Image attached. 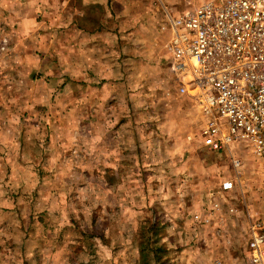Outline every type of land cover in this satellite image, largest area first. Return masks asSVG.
Wrapping results in <instances>:
<instances>
[{
    "label": "rangeland",
    "instance_id": "obj_1",
    "mask_svg": "<svg viewBox=\"0 0 264 264\" xmlns=\"http://www.w3.org/2000/svg\"><path fill=\"white\" fill-rule=\"evenodd\" d=\"M221 1L0 0V264H247L264 159L204 147L165 64Z\"/></svg>",
    "mask_w": 264,
    "mask_h": 264
},
{
    "label": "built area",
    "instance_id": "obj_2",
    "mask_svg": "<svg viewBox=\"0 0 264 264\" xmlns=\"http://www.w3.org/2000/svg\"><path fill=\"white\" fill-rule=\"evenodd\" d=\"M167 24L165 64L197 107L200 143L223 152L244 142L264 159V0L205 2ZM231 164L238 169L241 160L231 155ZM232 188V181L221 184ZM246 248L247 264H264V220L251 222Z\"/></svg>",
    "mask_w": 264,
    "mask_h": 264
},
{
    "label": "trees",
    "instance_id": "obj_3",
    "mask_svg": "<svg viewBox=\"0 0 264 264\" xmlns=\"http://www.w3.org/2000/svg\"><path fill=\"white\" fill-rule=\"evenodd\" d=\"M152 228H153V225L150 226V229H152Z\"/></svg>",
    "mask_w": 264,
    "mask_h": 264
},
{
    "label": "crops",
    "instance_id": "obj_4",
    "mask_svg": "<svg viewBox=\"0 0 264 264\" xmlns=\"http://www.w3.org/2000/svg\"><path fill=\"white\" fill-rule=\"evenodd\" d=\"M164 51H165V48H164ZM164 56H165V54H164Z\"/></svg>",
    "mask_w": 264,
    "mask_h": 264
}]
</instances>
